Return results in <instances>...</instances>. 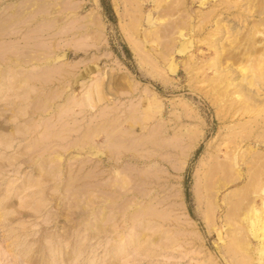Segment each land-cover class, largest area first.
I'll list each match as a JSON object with an SVG mask.
<instances>
[{"label": "rangeland", "instance_id": "obj_1", "mask_svg": "<svg viewBox=\"0 0 264 264\" xmlns=\"http://www.w3.org/2000/svg\"><path fill=\"white\" fill-rule=\"evenodd\" d=\"M249 45L264 0H0V264H264L260 203L229 213Z\"/></svg>", "mask_w": 264, "mask_h": 264}, {"label": "bare ground", "instance_id": "obj_2", "mask_svg": "<svg viewBox=\"0 0 264 264\" xmlns=\"http://www.w3.org/2000/svg\"><path fill=\"white\" fill-rule=\"evenodd\" d=\"M203 2H205V1H203ZM210 14H211V12H210ZM237 32H238V30H237ZM241 37H242V35H241ZM243 40H245L244 42H246V36H245V39H243ZM244 42H243V44H244ZM246 47L247 48H240V49L238 47L237 52L234 54V56H232V58H230L231 62L234 63V66H236V70H237L236 74H240V76H238V77H240L239 78V82L240 83H239V85L237 87H235V90H234L233 87L232 88L228 87V89H231L232 91L234 90V93H236L235 99L233 98L234 100L233 99H232L233 101L231 100L234 103V105H235V114H236V119L235 120H237L236 125L237 126L244 125L245 122H242V119H244L243 116L246 117V115H247L248 118H252L253 119V123H254L252 125H254V128H252V131H249L250 133H249V136L247 137V139L249 137L253 138L255 143H257L256 146L258 147V146H260V142L264 145V125L262 126V124H261V123H263V120H264V114H263V117H261V121H258L259 117L257 118L258 113L264 111V98L263 99H256L255 95H251V94L252 93L256 94V93L259 92V90L260 91L262 90L263 94H264V55H263L264 53H263V49L262 48H259V47L256 48L253 45H249V47L248 46H246ZM251 55L254 56V57H250ZM244 66H246V67H244ZM208 67H210V65ZM246 70H247V73H245ZM212 76L216 77L215 74H213ZM217 77H218V75H217ZM229 85H230V83H229ZM250 87L253 88V89L252 90H248L247 93L245 92V93H243L244 94L243 95L242 91H245V90H247ZM249 92H251V93H249ZM214 94H215V90H214ZM228 95H230V94H228ZM225 96H227V95H225ZM221 102H222V100H221ZM245 128H246V126H245ZM249 128H250V126H249ZM237 133L239 134L238 131H237ZM237 136L239 137V135H237ZM243 137L245 138L246 136L244 135ZM238 139L239 138H237V140ZM240 143L241 142H238L236 144V150H235V153H234V155L236 156V159L237 160L239 159L238 162L236 160V162L238 164L237 165L238 172L235 173L236 177L235 176L234 177H235V180H237V182H240L241 186L236 191L237 192L236 201L235 202H230V210H229L230 214H231L232 210L234 211L236 209L238 211V210L241 209L243 200L245 201L244 204H246V202H247V205H252V204H254L256 202H259L260 205H261L262 210H264V152L262 150L252 149V148H247L245 150L246 152H249V153L242 152L243 150L241 149V144ZM263 148H264V146H263ZM246 156H248L249 159H248L247 162H245V164H246L245 165L246 166L245 167V172H242L240 170L242 168L241 167L242 166L241 161H242L243 157H246ZM223 166L225 167V169H227L228 168V163H226ZM223 166H221V167L223 168ZM221 172H223V171H221ZM226 172L229 173V171H226ZM229 175H231V174H229ZM229 175H228V177H229ZM226 178H224V180ZM235 180H234V182H236ZM251 190L257 191V192L259 191L260 194H257L255 197L253 195H249V196L246 195V191H251ZM243 207H245V209H246V205L243 206ZM242 209H244V208H242ZM233 214H235V213H233ZM231 216L232 215H229V217H231ZM239 230H240V228H239ZM260 231L264 234V219L261 222ZM246 232L240 230L239 235L236 236V240H235V238H233L235 240V241L232 240V241H234L233 246H234L235 250H239L240 251V250L248 249V243L245 241V239L247 238L246 237V235H247ZM232 243L229 244L231 248H232V246H231ZM234 251H231V252L233 253ZM237 253H240V252L237 251ZM260 255L262 257L264 256V250L261 251ZM241 256L242 255H240L241 262H240V260H239V262L243 264L245 258H241ZM246 259H247V257H246ZM242 260H243V262H242ZM247 260H249V259H247ZM245 263H248V262L245 261Z\"/></svg>", "mask_w": 264, "mask_h": 264}]
</instances>
